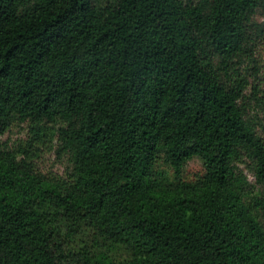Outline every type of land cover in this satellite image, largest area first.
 <instances>
[{"label":"trees","instance_id":"obj_1","mask_svg":"<svg viewBox=\"0 0 264 264\" xmlns=\"http://www.w3.org/2000/svg\"><path fill=\"white\" fill-rule=\"evenodd\" d=\"M261 10L0 0V264H264V124L239 73ZM46 143L65 176L37 171Z\"/></svg>","mask_w":264,"mask_h":264},{"label":"rangeland","instance_id":"obj_2","mask_svg":"<svg viewBox=\"0 0 264 264\" xmlns=\"http://www.w3.org/2000/svg\"><path fill=\"white\" fill-rule=\"evenodd\" d=\"M256 22L261 26L264 25V10H261L256 16ZM252 37L256 39L253 47L252 55L244 56L240 60L239 73L248 81V88L245 94L248 97V107L253 117L258 118L264 124V34L253 30ZM260 131V130H259ZM264 137L263 131L261 132ZM31 136L27 124L14 126L5 136L3 141L10 147H14L28 140ZM50 136L48 135V138ZM52 143H46L41 147V151L34 161V165L38 172L48 176L57 177L65 176L67 171L66 159L59 158L57 152L53 149ZM159 171L165 177L172 176V170L164 164L159 166ZM239 172L244 174L249 184L255 185L256 179L253 175L251 167L247 162L239 165ZM204 173L202 161L194 158L184 169V177L186 180L194 181L198 176Z\"/></svg>","mask_w":264,"mask_h":264}]
</instances>
